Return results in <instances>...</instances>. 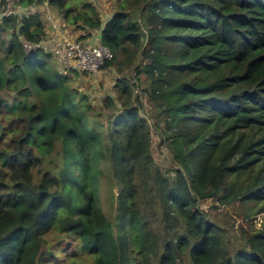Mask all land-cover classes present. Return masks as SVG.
Here are the masks:
<instances>
[{
    "label": "trees",
    "instance_id": "obj_1",
    "mask_svg": "<svg viewBox=\"0 0 264 264\" xmlns=\"http://www.w3.org/2000/svg\"><path fill=\"white\" fill-rule=\"evenodd\" d=\"M49 7L114 54L101 108L25 49ZM208 200L264 214V0H117L107 21L84 0H0V264H45L62 237L93 264H264V221L235 248Z\"/></svg>",
    "mask_w": 264,
    "mask_h": 264
},
{
    "label": "rangeland",
    "instance_id": "obj_2",
    "mask_svg": "<svg viewBox=\"0 0 264 264\" xmlns=\"http://www.w3.org/2000/svg\"><path fill=\"white\" fill-rule=\"evenodd\" d=\"M85 2H92L97 5L98 12L100 17L107 21L109 17L113 15L116 11L117 0H84ZM51 12L57 13L56 10L48 8ZM47 8L38 10V13L50 23L51 29L58 28L60 30L61 25L65 23L71 32L74 34L79 31L80 27L77 29L74 26L68 25L61 15H51ZM55 11V12H54ZM26 14V13H24ZM60 20L62 23H60ZM65 25V26H66ZM49 26L46 25V28ZM50 28V27H49ZM69 30V29H68ZM69 30V31H70ZM95 35V31L92 32ZM98 38L101 39V35H98ZM99 75H86V74H69L73 87H75L80 92L87 95L91 103L96 108H101L104 102V99L108 95H112L114 84L117 80V76H111L110 72H113V69H103ZM129 74V73H128ZM143 88V87H142ZM144 99V111L143 114L147 116L149 124H154V120L151 118L153 115V108L148 101L146 95L141 96ZM152 154L156 163L163 170H172L176 169L174 165L170 152L165 148L164 144L161 143L158 133L153 130V146ZM201 208L206 212H209L211 218L217 220L230 234V240L233 242V247L237 248L236 238L241 229L250 232L252 229L255 231L260 230L261 223L264 221V214L257 217H253V222H250L247 218L248 211L245 207L241 206L239 203L232 205L220 206L213 203L211 200L205 201L201 204ZM255 221V223H254ZM256 224V225H255ZM253 226V227H252ZM262 228V227H261ZM239 240V237H238ZM47 251L50 254H53L51 259H48V262L45 264H93L90 258L80 251L77 247V242L68 237L55 238L53 242H50L49 245L44 246L43 252ZM182 264H191L187 258H184Z\"/></svg>",
    "mask_w": 264,
    "mask_h": 264
},
{
    "label": "built area",
    "instance_id": "obj_3",
    "mask_svg": "<svg viewBox=\"0 0 264 264\" xmlns=\"http://www.w3.org/2000/svg\"><path fill=\"white\" fill-rule=\"evenodd\" d=\"M48 12L55 15L50 10ZM46 23L50 27L46 30V40L38 46L25 44L24 47L31 51L43 45V48L52 54L62 73L99 75L105 65L114 59L112 51L98 38L99 32H95V35H87L84 32L74 34L65 23L61 25L60 30L51 29V21L47 20ZM60 23H62L61 20ZM81 37L85 38L81 40Z\"/></svg>",
    "mask_w": 264,
    "mask_h": 264
},
{
    "label": "crops",
    "instance_id": "obj_4",
    "mask_svg": "<svg viewBox=\"0 0 264 264\" xmlns=\"http://www.w3.org/2000/svg\"><path fill=\"white\" fill-rule=\"evenodd\" d=\"M81 31H79V33H80ZM83 32V31H82ZM113 72H110V74H111V76L113 77L114 76V74H116L115 73V71H114V69L112 70ZM117 75V74H116Z\"/></svg>",
    "mask_w": 264,
    "mask_h": 264
},
{
    "label": "clouds",
    "instance_id": "obj_5",
    "mask_svg": "<svg viewBox=\"0 0 264 264\" xmlns=\"http://www.w3.org/2000/svg\"><path fill=\"white\" fill-rule=\"evenodd\" d=\"M64 74V73H63ZM70 75H73V74H70Z\"/></svg>",
    "mask_w": 264,
    "mask_h": 264
},
{
    "label": "water",
    "instance_id": "obj_6",
    "mask_svg": "<svg viewBox=\"0 0 264 264\" xmlns=\"http://www.w3.org/2000/svg\"><path fill=\"white\" fill-rule=\"evenodd\" d=\"M41 47H43V45H41Z\"/></svg>",
    "mask_w": 264,
    "mask_h": 264
}]
</instances>
